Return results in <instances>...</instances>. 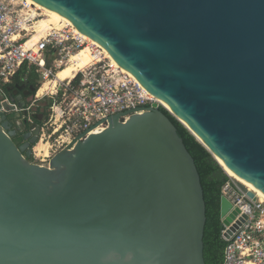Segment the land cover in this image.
<instances>
[{
	"label": "water",
	"instance_id": "1",
	"mask_svg": "<svg viewBox=\"0 0 264 264\" xmlns=\"http://www.w3.org/2000/svg\"><path fill=\"white\" fill-rule=\"evenodd\" d=\"M33 1L97 42L264 193V0ZM21 97L9 98L27 116ZM121 114L48 166L31 161L40 125L18 145L0 114V264H206L203 188L176 127L156 104ZM219 210L228 238L238 211L223 195Z\"/></svg>",
	"mask_w": 264,
	"mask_h": 264
},
{
	"label": "built area",
	"instance_id": "2",
	"mask_svg": "<svg viewBox=\"0 0 264 264\" xmlns=\"http://www.w3.org/2000/svg\"><path fill=\"white\" fill-rule=\"evenodd\" d=\"M37 11L27 0H0L1 115L7 113L5 103L15 106L17 111L22 110L9 101L3 86L10 83L23 66L28 70L35 68L43 83L51 80L72 54L89 45L67 25L48 29L36 40L34 36L28 37L26 32L34 28L32 22L39 15ZM89 47L92 57L89 65L41 95L50 92L55 97H52L47 118L40 125L38 137V142L45 143L46 153L38 154L33 147V163L48 166L50 158L73 140H84L104 130L107 118L114 114L127 112L120 117L121 121H126L132 114L146 112L155 104L168 109L137 79L106 57L102 47L92 43ZM48 52L53 55L50 66L46 61ZM77 74H80L79 81L74 83ZM25 109L28 111L31 107ZM221 194L238 211L231 224L241 222L228 238L224 234L229 226H223L226 246L222 264H264V200L258 196L255 200L248 198L231 177L223 184Z\"/></svg>",
	"mask_w": 264,
	"mask_h": 264
},
{
	"label": "trees",
	"instance_id": "3",
	"mask_svg": "<svg viewBox=\"0 0 264 264\" xmlns=\"http://www.w3.org/2000/svg\"><path fill=\"white\" fill-rule=\"evenodd\" d=\"M52 58V52H48L46 59L47 66H50ZM15 77L22 78L26 82L33 84L35 87V92L39 89L40 75L36 73L35 68L32 67L28 70L26 66H23ZM79 77L80 74H77L73 82L77 83L79 81ZM52 102L53 98L47 103L46 106H38L36 112L39 115L43 114L46 119L48 115V109ZM160 110L176 127L177 133L182 138L185 147L193 157L200 175L206 204V224L203 238L205 263L222 264L223 251L226 246V241L222 237L223 226L221 223L219 204L222 195L221 188L223 184L230 179V176L224 172L222 166H220V164L214 159L212 154L184 125H182L164 107H161ZM6 119L11 121L9 116H6ZM20 138H22V135H20Z\"/></svg>",
	"mask_w": 264,
	"mask_h": 264
},
{
	"label": "bare ground",
	"instance_id": "4",
	"mask_svg": "<svg viewBox=\"0 0 264 264\" xmlns=\"http://www.w3.org/2000/svg\"><path fill=\"white\" fill-rule=\"evenodd\" d=\"M27 1L32 6H35L36 8L38 7V9L39 8L43 9L45 11V13L47 14V17L45 19L39 20L37 22H39L41 24L44 23V25H52L51 27L50 26H45V30L36 29V31L38 33H42V32H44V31H46L48 29H51V28H59L61 26V24L64 23L67 26H71L74 29V31L77 34H80V36H82L85 40H87L90 43H93V44H96V45L99 46V44H97V42H95L93 39L89 38L87 35L79 32L68 19L62 17L57 12L48 10L47 8H44V7L40 6L39 4L35 3L33 0H27ZM33 11H35V10H33ZM38 16H40V14ZM35 37H37V36H35ZM103 50L111 58V56L109 55V53L105 49H103ZM91 60H92V57H91L90 47H89V45H85L77 53L72 54V56L70 57L67 65L64 68H61L57 72L56 78L60 79V81L61 80L63 81V80H67L69 78L74 77L75 76V73L79 72L80 70H82L83 68H85L87 65H89V63L91 62ZM111 60H112V62L116 66H118V64L112 58H111ZM121 70L124 73L129 74L130 76H133L126 69L121 68ZM50 84H51V81H49V80L43 82L41 84V87L38 90V95H42L43 92L47 91L50 88ZM53 86H55L54 83H52V88H53ZM166 106L168 107L169 110L172 111L171 107L168 104H166ZM36 145L37 146L35 147V150L38 152V154L40 152H43V151L46 153V145H45V143H43L42 141H40ZM216 159L218 160L219 164H221L222 168L225 170V172L230 177H232L233 179H235L236 181H238L240 184H242L243 186H245L247 189H249L252 192H254L256 196H258L262 200H264V193L261 190H258L252 184H250L249 182H247L246 180H244L242 177H240L238 174H236L235 172H233L232 170H230L228 167L224 166L223 163H222V161H221V159L218 156H216Z\"/></svg>",
	"mask_w": 264,
	"mask_h": 264
},
{
	"label": "flooded vegetation",
	"instance_id": "5",
	"mask_svg": "<svg viewBox=\"0 0 264 264\" xmlns=\"http://www.w3.org/2000/svg\"><path fill=\"white\" fill-rule=\"evenodd\" d=\"M21 85H23L22 93H21V96H22L21 101H25L26 106H27L28 103H30V101L33 100L32 98L35 97V95H36L35 87L33 84H31L29 82H24ZM8 91H10V90H8ZM11 96H13L12 93H9L8 97H11ZM17 103L18 102H16L15 104L17 105ZM46 105L47 104L45 103L44 106H46ZM24 108H26V107H24ZM31 111L32 110L29 109V112H31ZM29 112L27 113L28 114L27 116H23L21 114V112L17 111V110L2 114L3 116H5V119H6V116H9V118H11V121L8 120L10 122V129L17 131V134L13 137V139L18 145H22L25 142L23 140V135H24V133L29 131L30 123L36 122L39 125L42 124V119L44 117L43 114L39 115L37 112H33L32 113L33 115H32ZM44 120H45V118H44ZM18 129H20L22 131H18ZM20 132H22V138H20ZM33 147H34V145L31 144L30 149L32 150Z\"/></svg>",
	"mask_w": 264,
	"mask_h": 264
},
{
	"label": "rangeland",
	"instance_id": "6",
	"mask_svg": "<svg viewBox=\"0 0 264 264\" xmlns=\"http://www.w3.org/2000/svg\"><path fill=\"white\" fill-rule=\"evenodd\" d=\"M38 8V7H37ZM39 14H40V16H38L35 20H33V25H34V28H32V29H30L28 32H26V34H27V36L28 37H32V36H37V37H35V40L36 39H38L44 32H42V33H38L37 31H36V29H40V30H45V26H52V25H44V23H39V22H37V21H39V20H42V19H45L46 17H47V14L45 13V11L43 10V9H41V8H39L38 9V11H37ZM65 24L64 23H62L61 24V26L59 27V28H61V27H63ZM71 27V26H70ZM72 28V27H71ZM73 29V28H72ZM74 30V29H73ZM38 34V35H37ZM80 35V34H79ZM82 37V36H81ZM83 38V37H82ZM84 39V38H83ZM86 42H87V44H89V46H91V43L89 42V41H87L86 40ZM93 44V43H92ZM78 52V51H77ZM76 52V53H77ZM105 55H106V57H109L106 53H105ZM110 58V57H109ZM67 65V64H66ZM65 65V66H66ZM64 66V67H65ZM63 67V68H64ZM60 70V69H59ZM58 70V71H59ZM57 71V72H58ZM57 74V73H56ZM76 74V73H75ZM73 78V77H72ZM70 79V78H69ZM68 80V79H67ZM49 81H51V84H50V88L47 90V91H52L53 90V88L60 82V79H58V78H56V75H54L52 78H51V80H49ZM62 81V80H61ZM64 81V80H63ZM41 83H42V78L40 77V80H39V88L41 87ZM52 83H54L55 84V86H53V88H52ZM39 90V89H38ZM38 90H37V92H36V95L35 96H37V94H38ZM46 92V91H45ZM45 92H43V94L45 93ZM42 94V95H43ZM54 94V93H53ZM52 93H48V94H46V95H44V96H42L41 97V95H38V96H40L41 97V101H42V103L43 104H47L51 99H52V97H55V95H53ZM34 98H37V97H34ZM37 145H35L34 147H36ZM215 159V158H214ZM216 160V159H215ZM225 172V171H224ZM232 178V177H231ZM235 180V179H234ZM236 181V180H235ZM238 182V181H237ZM239 183V182H238ZM240 184V183H239Z\"/></svg>",
	"mask_w": 264,
	"mask_h": 264
},
{
	"label": "crops",
	"instance_id": "7",
	"mask_svg": "<svg viewBox=\"0 0 264 264\" xmlns=\"http://www.w3.org/2000/svg\"><path fill=\"white\" fill-rule=\"evenodd\" d=\"M24 82H26V81L23 80L22 78L14 77L10 83L5 84L3 86V91H4L5 95L8 97V94L9 93H12L13 96H15V98L18 97V96H21L22 88H23V85H21V84H23ZM18 87H19V89L17 90ZM8 90H10V91H8ZM35 97H37V98H34L33 97L32 98L33 100H31L30 103H28V105H27V106H30L31 107L30 110H32V111L29 112V110H28V112L31 113V114L33 112H36L38 106H40V105L44 106V104L41 101V97L38 96V94ZM8 99L10 101V98L9 97H8ZM44 118L45 117H43V119H42V123L44 121ZM20 135H22V132H20Z\"/></svg>",
	"mask_w": 264,
	"mask_h": 264
}]
</instances>
